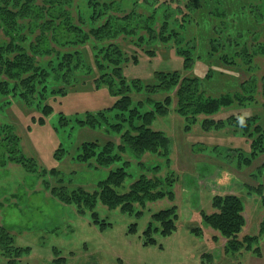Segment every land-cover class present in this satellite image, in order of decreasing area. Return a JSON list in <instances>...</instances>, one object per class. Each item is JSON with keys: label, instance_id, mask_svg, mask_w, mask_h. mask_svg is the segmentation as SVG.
Here are the masks:
<instances>
[{"label": "trees", "instance_id": "16d2710c", "mask_svg": "<svg viewBox=\"0 0 264 264\" xmlns=\"http://www.w3.org/2000/svg\"><path fill=\"white\" fill-rule=\"evenodd\" d=\"M36 1L0 0V101L4 100L7 105L20 98L30 106L36 105L42 114L38 120L45 123L53 111V106L45 100L49 95H66L71 85L80 82L81 72L91 75L97 88L106 85L115 97L110 106L86 111L74 118L60 112L61 125L73 123L70 128L76 125L90 127L120 136L118 143L111 139L81 142L73 153L75 160L96 167L121 163L110 169L94 191L77 187L68 192L64 185L55 187L52 191L62 201L76 203L80 211L83 206L94 209L100 201L110 208L120 207L122 211L133 213L137 204L145 206L149 201L165 197L172 200L175 179L171 176H149L143 162L139 165L145 171L131 182L129 189L124 192L117 190L130 175L127 167L131 164V156L127 153L138 159L145 152L167 155L170 139L162 130L152 128V123L156 117L167 114L172 104L189 123L203 114L205 128L229 126L245 137L250 142L249 152L242 148L232 149L238 162L249 166L264 155V112L214 117L234 104L243 108L260 105L264 111V72L260 78L254 74L259 67L256 58L264 59V28L259 32L252 29L256 24L252 13L259 4L257 1L238 0L236 8L231 11L222 0H183V8L173 7L171 0H42V4H36ZM25 21L30 24L29 34L24 32ZM239 22H248V26L239 27ZM202 24H206L208 30L204 54H200L196 36L199 37ZM193 30H197L196 35L188 36ZM120 36L128 37L136 46L145 42H173L176 52L184 59L185 70L192 69L193 72L198 60L206 62L217 57L227 68L244 69L249 76L235 89L219 94L210 93L209 86L204 84L206 80L216 78L211 63L207 64L204 79L195 73L185 75L179 69L156 70L152 81L128 77L124 66L130 61V56L119 43ZM82 45L90 47L92 63L84 59ZM148 52L154 54V50L149 49ZM131 58L133 62L137 60L135 56ZM52 72L58 81L56 84L49 82L52 81ZM159 92L164 93L163 98L152 99V94ZM135 93L146 96L135 101ZM5 139L4 146L10 154H15L12 159L36 171L34 159L20 153L18 136L6 134ZM65 155L67 149L60 144L54 157L62 159ZM157 167H153L154 174ZM258 170L259 174L264 172V161ZM223 172L216 181L220 178L224 180L223 184H229L231 175ZM49 173L55 175L59 170L52 168ZM248 189L259 193L264 209V183L259 182ZM212 205L214 211L207 213L203 210L202 218L225 238V250L247 249L260 254V246L254 245L264 235V210L259 233L241 236L247 223L242 198L234 193L219 194L213 197ZM138 212L141 213L140 210ZM93 215L99 222L95 211ZM178 218L176 205L153 213V221L144 231L147 237L144 243H156L152 230L164 236L172 234L177 229ZM154 222L159 225H154ZM101 224L111 223L102 221ZM135 228V224L130 227L131 230ZM192 230L199 232V228ZM0 242L12 243L5 226L0 227ZM29 249L17 246L10 255L20 256ZM8 264H15V259H9Z\"/></svg>", "mask_w": 264, "mask_h": 264}, {"label": "rangeland", "instance_id": "374dc122", "mask_svg": "<svg viewBox=\"0 0 264 264\" xmlns=\"http://www.w3.org/2000/svg\"><path fill=\"white\" fill-rule=\"evenodd\" d=\"M37 1L36 4H42V0ZM254 1L259 4L253 8L256 24L252 29L259 32L264 28V0ZM222 2L229 11L238 4V0ZM171 4L184 7L183 0H171ZM239 23V27L248 26V22ZM206 27V24L201 25L199 37L195 34L197 30L188 33V36L193 34L199 38L200 54H204L206 48ZM30 31V24L25 21L24 32L29 34ZM118 41L130 56V61L124 66L128 77L152 81L156 70L179 69L185 75L195 73L204 79L207 64L211 63L216 78L206 80L204 84L209 86L210 93L219 94L235 89L249 76L244 69L227 68L217 57L206 62L198 60L193 72L192 69L185 70L184 59L176 52L173 42H145L139 47L126 36H120ZM81 49L86 62L92 63L90 47L82 45ZM149 49L154 50V54H150ZM132 56L137 60L133 62ZM256 60L259 67L253 73L260 78L264 72V59L258 56ZM52 74L49 82L56 84L58 81H55L54 72ZM90 76L81 72L80 78L85 82H75L66 95L46 97L45 102L53 106V111L45 123L39 122L38 117L42 114L36 105L30 106L20 98L7 105L4 100L0 101V227L5 226L12 237V243L8 245L0 242V264H8L9 259H15V264H264V235L254 245L260 246V254L247 249L227 252L225 238L208 226L201 214L203 210L207 213L214 211L212 199L215 195L237 194L244 202L247 220L241 236L258 234L264 209L259 193L248 188L264 183V172L258 173L264 155L249 166L238 162L232 149L242 148L249 152L250 142L245 137L229 126L205 128L203 114L189 123L174 109V104L167 114L156 117L152 123V128L162 130L170 139L167 155L145 152L138 159L127 153L131 156L128 157L131 164L127 167L130 175L122 186L117 187L120 192L127 191L131 182L145 171L139 165L143 162L149 176H171L175 179L172 200L165 197L149 201L145 206L137 204L133 213L122 211L120 207L110 208L97 201L94 209L83 206L81 212L76 203H65L53 193L55 187L62 185L69 189L68 192L77 187L94 191L110 169L121 165L116 162L111 167H96L73 158L81 142L111 139L118 143L119 135L77 125L70 128L73 123L61 125L59 122L61 111L74 118L86 111L110 106L115 101L108 87L102 85L97 88ZM163 94H152V99H162ZM145 96L135 93L134 98L137 101ZM239 112L262 114L264 111L260 105L243 108L234 104L214 117H227ZM6 134L18 136L20 153L34 159L36 171L12 159L15 154H10L4 146ZM60 144L67 149V155L56 159L54 152ZM155 166H158L156 174L153 171ZM52 168L58 169L60 174H50ZM221 172L231 175L229 184H223L224 180L220 178L216 181ZM172 205L177 206L179 213L177 229L166 236L152 230L156 243L145 244L147 237L144 231L153 221V213ZM94 211L99 222L95 221ZM102 221L111 224L102 226ZM132 224L136 225L135 230L130 229ZM154 225L159 223L154 222ZM193 228H199V232ZM17 246L30 249L20 256L10 255Z\"/></svg>", "mask_w": 264, "mask_h": 264}]
</instances>
